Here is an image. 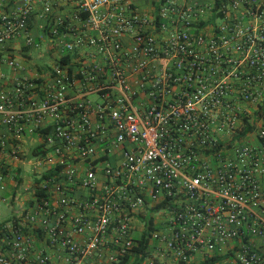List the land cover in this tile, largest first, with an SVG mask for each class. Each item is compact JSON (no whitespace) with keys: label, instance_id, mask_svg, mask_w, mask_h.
<instances>
[{"label":"built area","instance_id":"obj_1","mask_svg":"<svg viewBox=\"0 0 264 264\" xmlns=\"http://www.w3.org/2000/svg\"><path fill=\"white\" fill-rule=\"evenodd\" d=\"M37 1L8 10L0 0V45L21 35L32 43ZM40 1L54 41L71 28L54 17L63 0ZM73 18L100 32L102 44L80 36L65 43L68 53L88 41L111 55L105 69L93 64L80 75L99 81L107 69L110 82L99 87L100 102L73 101L77 75L61 63L39 98L34 80L0 86V128L46 129V183L62 182L57 206L47 195L19 227L0 229V264H29L28 227L64 249L67 264L92 256L122 264L143 240L142 264H264V0H161L153 19L134 0H78ZM7 144L0 135V200ZM75 186L85 200L73 198ZM31 264L53 262L42 254Z\"/></svg>","mask_w":264,"mask_h":264},{"label":"crops","instance_id":"obj_2","mask_svg":"<svg viewBox=\"0 0 264 264\" xmlns=\"http://www.w3.org/2000/svg\"><path fill=\"white\" fill-rule=\"evenodd\" d=\"M161 0H134L135 8L139 13L146 14L150 19L155 16L157 7ZM22 0H7L6 8L14 10L20 5ZM78 0H63L54 10V17L64 16L67 22H70L71 28L60 30V34L51 41V23L42 12L43 5L40 0L36 2L35 13L31 19L29 35L32 38V43L27 44L25 36L21 35L12 41L0 45V56H2L3 63L0 65V86L8 91H11L16 81L20 79L34 80L39 85L38 93L35 96L39 98L40 95L46 93V88L52 84L51 74L54 68L61 63L68 65L71 71L76 74V80L73 81L68 90V96L71 100H79L86 97L94 103L100 102L99 87L108 83L106 81L108 70L101 76L99 81H85L80 75L81 71L93 64H99L105 69V65L109 62L111 55L101 53L97 45H90L88 41H84L81 46L76 47L75 52L68 53L65 49V43H71L80 36L92 35L99 44H102V34L98 31H89L84 27L80 20L73 18L74 11L77 7ZM148 31L155 32L156 26H149ZM121 42L130 46L132 44L131 38L127 35L122 36ZM15 61L19 68L11 67L8 62ZM63 60H65L63 62ZM105 80V81H104ZM138 77H134L133 81H137ZM135 87L137 85L134 83ZM92 120L96 124V117L92 115ZM48 124V123H47ZM46 129H37L33 131H26L23 134H10L5 128H0V135L7 139V161L10 166L9 176L6 180V192L3 194V199L0 203L9 205L17 203L20 207L12 217L0 220V229L4 226L19 227L20 218L22 214H26L37 202L36 191L46 187V193L51 203L57 206L61 198V194L57 189L62 182H57L54 185H48L46 179L42 177L49 168L40 161V158L34 156V150L37 147H42L45 141L44 135ZM33 160V166L30 170L31 176H26L23 172L24 165ZM80 174L83 173L82 167ZM66 184V183H65ZM88 192L82 187H73L72 196L77 201H82L87 198ZM25 203V204H24ZM79 211L77 208L70 209V215H75ZM140 223L137 222L136 225ZM25 232L30 238V252L28 256L29 264L35 263L37 258L46 254L50 257L53 264H67L68 255L62 248L52 247L44 237V235L36 228H25ZM142 231H136L134 236L139 238ZM88 235H77L75 238L79 241L86 240ZM9 254V253H7ZM134 258H131L133 260ZM85 264H97L96 259L92 256L85 261Z\"/></svg>","mask_w":264,"mask_h":264},{"label":"trees","instance_id":"obj_3","mask_svg":"<svg viewBox=\"0 0 264 264\" xmlns=\"http://www.w3.org/2000/svg\"><path fill=\"white\" fill-rule=\"evenodd\" d=\"M65 60H63L64 62ZM42 147H37L34 150V156L38 159L41 156L45 155L46 153L41 150ZM43 179L49 178V175L45 174ZM36 199L39 202L45 201L47 199V193L46 189H41L36 191ZM135 250V256L133 257L134 259L131 260L130 257H127L122 264H142L145 258L147 257L146 250H147V243L145 240L141 241L139 246H136L134 248Z\"/></svg>","mask_w":264,"mask_h":264},{"label":"rangeland","instance_id":"obj_4","mask_svg":"<svg viewBox=\"0 0 264 264\" xmlns=\"http://www.w3.org/2000/svg\"><path fill=\"white\" fill-rule=\"evenodd\" d=\"M32 164H33V160L31 159V163L27 162L24 165L23 172L25 173L26 176L28 175L31 176L30 170L33 166ZM19 208L20 207L17 205L16 202L11 204V202L9 201L8 206L5 203H0V220L12 217L13 213H16V211H18Z\"/></svg>","mask_w":264,"mask_h":264}]
</instances>
